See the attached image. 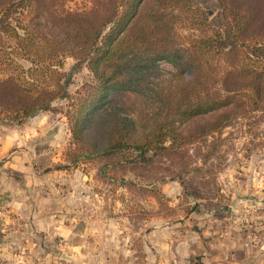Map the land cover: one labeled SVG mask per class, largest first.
<instances>
[{
	"label": "rangeland",
	"instance_id": "374dc122",
	"mask_svg": "<svg viewBox=\"0 0 264 264\" xmlns=\"http://www.w3.org/2000/svg\"><path fill=\"white\" fill-rule=\"evenodd\" d=\"M193 4L209 19L219 9L216 0ZM90 5L66 0L63 9ZM29 9L19 19L50 39L49 16ZM59 58L68 97L21 122L0 114V170L7 188L13 181L21 191L0 192V264H264V111L193 137L180 161L161 152L141 162L132 150L80 156L67 112L94 77L72 55ZM159 68L166 83L173 66L159 60ZM205 120L183 133L196 134ZM176 174L198 193L185 196Z\"/></svg>",
	"mask_w": 264,
	"mask_h": 264
},
{
	"label": "trees",
	"instance_id": "16d2710c",
	"mask_svg": "<svg viewBox=\"0 0 264 264\" xmlns=\"http://www.w3.org/2000/svg\"><path fill=\"white\" fill-rule=\"evenodd\" d=\"M65 1L0 0L5 117L21 122L55 98L68 97V80L62 83L58 70L59 56L67 54L94 77L67 112L80 156L132 150L141 162L161 152L180 161L193 137L264 111V0H216L211 19L194 0H91L81 11L64 10ZM26 8L35 18L39 11L49 16L50 39L19 19ZM182 25L191 32L182 35ZM32 47L34 54L26 56ZM159 60L174 69L166 83ZM206 116L199 132L183 133L189 122ZM176 177L185 196L198 193L186 188L181 174Z\"/></svg>",
	"mask_w": 264,
	"mask_h": 264
},
{
	"label": "crops",
	"instance_id": "0c3cea01",
	"mask_svg": "<svg viewBox=\"0 0 264 264\" xmlns=\"http://www.w3.org/2000/svg\"><path fill=\"white\" fill-rule=\"evenodd\" d=\"M6 178L7 176L5 175V173L2 170H0V192L6 191V189L12 190L13 194L16 196L21 191L19 190L18 186H15V182L13 181L9 182L8 188H7Z\"/></svg>",
	"mask_w": 264,
	"mask_h": 264
}]
</instances>
